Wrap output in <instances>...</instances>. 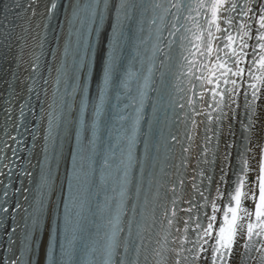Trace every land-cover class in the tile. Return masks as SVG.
<instances>
[{
	"label": "bare ground",
	"instance_id": "6f19581e",
	"mask_svg": "<svg viewBox=\"0 0 264 264\" xmlns=\"http://www.w3.org/2000/svg\"><path fill=\"white\" fill-rule=\"evenodd\" d=\"M51 0H27L25 3L22 14L20 16L16 36L11 47L9 61H8V75L16 74L17 80V97H21L24 93L26 83L29 78L32 59L37 51L39 45L40 35L43 29L44 21L47 15L48 6ZM50 94H48L47 103L49 101ZM1 105V101H0ZM1 123V117H0ZM264 140V84L262 86L260 94V102L255 118V127L251 140V147L249 148L248 166L250 168L248 181L251 182L257 178L258 171L261 166V154L263 149ZM195 158V154L192 156ZM223 160V157L221 158ZM38 162V154L35 155L33 163H31L30 173L28 176V183L34 177L31 172L34 170L35 164ZM28 185L24 186V190L21 197L19 207L18 229L16 232V239L13 246L10 248L8 264H17L18 254V238L21 232V225L24 214L28 206ZM217 189H220L219 187ZM246 190V189H245ZM251 201H245L243 207L249 208V211H253ZM252 217L245 218L240 221V224L244 225L238 230V244L232 252L231 260L229 264H239L244 246L247 240L248 227L251 225ZM187 226L185 220L182 222L181 231H184Z\"/></svg>",
	"mask_w": 264,
	"mask_h": 264
},
{
	"label": "snow or ice",
	"instance_id": "6c2138e0",
	"mask_svg": "<svg viewBox=\"0 0 264 264\" xmlns=\"http://www.w3.org/2000/svg\"><path fill=\"white\" fill-rule=\"evenodd\" d=\"M101 2V0H92L93 5H97ZM103 2L107 3V0H103ZM225 0H218L217 4H214L212 7L214 9H218L220 4L224 3ZM52 9L55 10L56 4H52ZM159 7V5H157ZM179 9L180 5H175ZM232 7L235 8V4H232ZM264 11V9H262ZM95 14V8L93 7V15ZM178 19V17H177ZM260 26L261 28H264V17L260 19ZM227 31V30H225ZM231 39V36H229ZM260 40H264V32L260 33L259 36ZM261 49H264V44L260 45ZM187 59V57H185ZM217 59H220V57H217ZM262 65L261 68L264 69V57H261ZM228 72H232V69L229 68L227 70ZM234 75H244L245 70L239 69L236 73H233ZM248 75H251V72L249 71L247 73ZM262 75H264V71H262ZM110 78V66L105 69V85H107ZM233 86L237 84L236 80L230 81ZM208 83H211V81H208ZM225 84L229 83V80L224 81ZM264 83V82H262ZM249 88H252L251 85H249ZM235 88L229 89V91H234ZM252 97L254 98H260L258 96L257 91L253 90L251 92ZM203 98V97H202ZM232 99V103L235 104L236 101L234 98ZM248 97L245 95V100L247 101ZM248 108L252 110V115L254 116L256 113V107H255V99L252 101L251 104L247 105ZM250 119V118H249ZM251 124H255L254 120H251ZM250 126V125H249ZM238 165L237 167L233 168V175L235 177L233 181V187L230 189L231 195H229L226 200L224 201L227 204L226 210H221V208L217 207L215 203H212L211 208L212 212L210 215V218L208 220V223L205 227V231L202 233V235H208V230L213 229L215 227L214 221L217 220V215L222 216V226L218 229V236H217V243L221 244V247L224 248H230L231 245L235 241V237L237 234V231L242 228L244 225L240 224L239 222L243 219L251 218L255 216L257 219L264 220V163L261 164L258 176L257 178L253 179L251 182L248 181L249 171L250 168L248 166V160L246 156H240L238 154ZM226 175V169L223 170ZM225 175L220 176V180L223 183L225 181ZM209 181H211V178L209 177ZM183 183V182H181ZM194 188H196V194H199L201 197L205 199L207 202V197L204 196V192L200 189L198 185H193ZM246 189V190H245ZM175 191V190H173ZM217 199H221L223 197V190L217 189ZM245 201H251L253 211H249V208L243 207L242 204ZM175 203V201H173ZM191 211V209H189ZM172 215L176 216L177 213L175 210H172ZM206 216H208V213H205ZM197 227H200L199 224H197ZM248 231L252 232L253 226L247 225ZM261 231L264 232V223L260 225ZM187 231V229H185ZM248 239L251 240V235L248 236ZM200 241L197 240V243ZM226 242V243H224ZM245 247H249V245H245ZM262 248H264V245H261Z\"/></svg>",
	"mask_w": 264,
	"mask_h": 264
}]
</instances>
